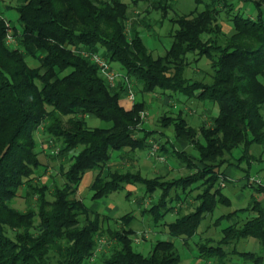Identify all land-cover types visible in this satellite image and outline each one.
<instances>
[{"label":"trees","instance_id":"16d2710c","mask_svg":"<svg viewBox=\"0 0 264 264\" xmlns=\"http://www.w3.org/2000/svg\"><path fill=\"white\" fill-rule=\"evenodd\" d=\"M153 1L162 8L163 0ZM193 1V12L172 20L178 27L169 34L171 46L157 58L142 37L140 28L151 31L143 21L131 27V38L127 36L130 7L122 0H18L20 28L2 16L0 8V264H84L94 258L104 234L113 244L109 254L103 255V264H181L173 242L157 241L147 257L135 250L132 213L116 221L120 230L103 232L101 215L78 198L80 184L92 171L98 172L91 186L93 201L127 186L143 187L149 196L161 191L157 203L142 211L155 226L173 212L168 203H181L182 196L192 197L199 187L201 193L192 197L197 204L193 211H179L176 221L166 225L172 238L190 240L218 207H231L220 181H232L220 169L225 165L240 168L245 162L251 166L256 159L252 148L264 146V0ZM202 6L204 11L198 13ZM246 6L254 7L252 14ZM222 14L239 39L227 46L218 38ZM8 31L16 40L15 49L5 44ZM203 36L210 37L207 45ZM83 52L120 64L143 93L160 91L168 98L196 99L218 109L211 124L202 123L199 128L191 126L182 112L177 118H161L165 129L173 128L183 149L166 142L159 156L180 161L187 176L149 179L141 172L117 170L103 177L113 153L151 149L155 132L142 129L144 137L133 138L146 105L136 102L129 111L123 108L126 83L111 88ZM189 55L197 56L196 63L207 59L214 73L212 83L186 78ZM27 60L37 67H30ZM87 117L110 127L89 128ZM41 130L58 146L51 158L62 161L59 170L64 182L53 188L42 184L37 175L43 167L36 139ZM188 146L197 157L184 150ZM239 149L242 156L235 164L225 160ZM120 159L124 160L123 154ZM245 178L246 187L264 196L263 186L248 183V175ZM22 190L28 203L25 213L12 207ZM240 211L257 217L223 229L217 242L207 239L198 244L199 259L205 264L213 260L215 264H249V260L264 264V255L236 248L241 241L254 239L264 251V208L253 201L250 209ZM224 219L221 216L216 222ZM235 256L240 263L233 261Z\"/></svg>","mask_w":264,"mask_h":264},{"label":"rangeland","instance_id":"374dc122","mask_svg":"<svg viewBox=\"0 0 264 264\" xmlns=\"http://www.w3.org/2000/svg\"><path fill=\"white\" fill-rule=\"evenodd\" d=\"M123 2L129 5L128 12V21H127V36L129 38L132 37V31L130 30L133 25H138L142 21L144 24L148 25L151 28V31H146L140 28L142 31V37L144 38L150 52L153 54L155 58L164 56L166 50L171 46V38H169V34L173 29H177L178 26H174L172 24V20H177L178 18L183 19L185 16L189 15L196 9V4L193 0H163L162 8L158 9V5L154 3L153 0H122ZM6 6H10L14 9L7 10ZM18 6V0H0V8L2 11V16L6 19L10 20L11 24L17 28H20L18 23V13L15 8ZM166 7V8H165ZM253 6H246L245 10H249V13H253ZM166 9V11H165ZM204 11V7L202 6L199 9L198 13H202ZM226 12V9H224ZM248 14V13H247ZM1 18V15H0ZM218 22L222 27L221 34L218 36L219 42L223 46H227L233 42H238L239 39L234 37L235 31L233 29V25L231 21L227 18V15L222 14L219 17ZM175 27V28H174ZM13 36V33L10 31L7 32L5 37V44L10 49H15L16 40L13 44L9 41L8 37ZM210 37L203 36L202 41L203 44H208ZM214 39V38H212ZM214 44V43H213ZM101 54L104 52L101 49ZM214 56H218L216 51H213ZM196 55H189L187 60L190 62V65L186 71V78L192 81H204L205 83H212V77L214 75L210 63L207 59L203 58L200 62L196 63L194 60L196 59ZM27 63L30 67L35 68L37 64L32 60H27ZM112 69L124 75V71L122 70V66L118 63L111 64ZM101 77V76H100ZM102 78V77H101ZM264 83V80L261 79ZM124 81H121L122 84ZM132 89L136 97V102L144 103L145 107V119L140 120V124L134 128V139H138L144 137V134L141 130L144 129L146 131H154L155 133L150 137V140L155 137H159V132L161 135L166 137V134H171L174 137L173 128L165 129L162 126L161 118L165 115L170 117L177 118L179 117V113H184V117L189 122L191 126L199 128L202 123L211 124L212 117L218 116V109L212 107L209 104H203L198 102L196 99L186 100L185 98L173 97L168 98V95L162 94L160 91L156 93H143L141 86L134 80L131 81ZM125 100L128 101L127 96ZM67 120V118L65 119ZM87 124L89 128H108L110 127L108 124L98 120L97 118L87 117ZM36 139L38 141V153L40 155V160L43 164V167L39 170L37 175L40 178V182L42 184L47 185L48 187L53 188L54 185L60 186L64 181L60 175V164L62 161L52 159L51 157H55L58 153V149L56 145L51 144L47 135L43 133V131H39L36 135ZM174 140V138H173ZM153 144L158 145L160 147L164 144V139L161 137L152 141ZM188 154H194L192 146H188ZM150 150L147 149L145 151L132 152V150H126L123 152L124 160L121 161L120 165L116 162V164L110 165V167L105 168L102 173L103 177L107 176V173L119 171H127L132 170L133 172H141L144 176L148 178H153V171L158 172L155 176H164L166 180H172L176 177H185L189 173L183 167L180 161H175L171 157L162 156L164 161H158L156 158H152L150 156ZM252 154L257 157L262 158L261 162H256L253 165L249 166L246 162L241 164L240 169H232L236 175L235 178H242L236 183L227 184L226 188L223 187V192L231 199L232 206L231 207H218L215 217L211 219V217H207L204 222H202L200 229L196 236L191 238L188 241H184V239L172 238L167 230L166 225L171 224L176 221L179 217V211L183 214H188L193 211L195 205V201L192 197L186 198L182 196L181 203H168L169 207H174L172 213L168 214L166 218L161 221L158 227H153V223L150 217L146 215H142V209H144L149 201H152V205L149 206L151 208L154 204L157 203L159 197L161 195V191H157L153 196L146 195L143 187H137L138 192H134L135 197H131V200L126 198L128 190H124L118 193L111 195L110 197L103 200H92L93 193L87 188V181L89 180V176L93 172L87 173L80 186V190L78 193V198L89 208L92 210H96L105 215H110L114 212L116 218L123 217L127 214H133L136 217V221L133 224V229L137 232L135 236V244L134 248L137 252L143 254L144 256H149L153 250L154 245L157 241H167L173 242L175 244L178 255L181 258V264H205L204 261L199 259V251L197 248L198 244H204L208 241L207 239H212L214 242L219 241V233L229 227L230 225L240 224L243 225L246 221L251 218L257 217L254 212H237L236 216L233 218H228L234 212L244 209L249 206L251 203L252 197L256 196L255 191L249 187H243L244 181L243 177L246 174H250L252 178L249 179L248 183L258 185V182H263L264 184V146L262 147H253ZM118 154L114 153V158ZM242 156V151L239 149L234 152L233 158L226 155L225 160L232 162V165L236 163V161ZM161 157V156H160ZM148 159V160H147ZM148 162L150 163L148 166ZM255 160V159H254ZM158 165V166H157ZM157 166V167H156ZM133 168V169H132ZM231 168V167H230ZM155 169V170H154ZM229 168L225 165L221 168V171H226ZM169 171V172H168ZM225 188V189H224ZM198 193H201L197 191ZM196 192V193H197ZM21 195L16 198L12 207L21 213H25L28 211V203L25 200V192L20 191ZM196 193L193 196H196ZM133 196V193H132ZM260 202L264 203V196L259 195ZM194 203V204H193ZM113 210V211H112ZM224 215V220L216 222L218 218ZM210 220L214 223L215 227L211 224ZM85 218L81 220V223L84 224ZM151 226V232L148 233L147 229ZM121 224H117V222H102V230L104 233H108L110 230H120ZM163 233H161V232ZM112 241L108 235L104 234L103 237L100 238L99 250L96 252L94 258L92 260L86 261L84 264H103V255L109 254L112 248ZM238 252H251L257 255H264V251L259 245V243L254 239H248L241 241L236 246ZM232 249V248H231ZM239 258L237 256L234 257V262L238 263ZM216 260L210 261L208 264H215ZM247 263L253 264L252 261H248Z\"/></svg>","mask_w":264,"mask_h":264},{"label":"crops","instance_id":"0c3cea01","mask_svg":"<svg viewBox=\"0 0 264 264\" xmlns=\"http://www.w3.org/2000/svg\"><path fill=\"white\" fill-rule=\"evenodd\" d=\"M167 51V50H166ZM167 96V95H166ZM121 106L123 107V108H125L127 111H129V110H131L132 109V107H133V105L129 102V101H127V100H125V98L121 101ZM94 118V117H93ZM149 132H154V131H149ZM162 132V131H161ZM161 132H159V137H155V136H153V138L150 140V142L151 143H153L152 141H154V140H156V139H159L160 137L162 138V139H164V142L166 143V142H169L171 145H174L175 144V147H176V149H178V150H182L183 149V146L180 144V143H178L176 140H175V137H172V135L171 134H166V137L165 136H163V135H161ZM173 138H174V140H173ZM188 147H186L184 150L185 151H188ZM193 152L195 153V155L194 154H191L192 156H195V157H197L198 156V154H197V152L196 151H194L193 150ZM114 154V153H113ZM113 154H112V164L114 165V164H116V162L120 165V163H121V159H120V157H121V155L122 154H120V153H116V154H118L115 158H114V156H113ZM166 157H168V156H166ZM148 160V159H147ZM175 160V159H174ZM175 161H178V160H175ZM262 161V158H261V156L260 157H257V159H255L253 162H252V164L251 165H253L254 163H258V162H261ZM150 162V161H149ZM148 162V164L147 165H143L142 164V160H141V164H142V166H148L149 167V165H150V163ZM158 166V165H157ZM156 166V167H157ZM184 167V166H183ZM185 168V167H184ZM133 169V168H132ZM186 169V168H185ZM232 169H234V170H236V169H240V168H237L236 166H232L231 168H229L228 170H226V175H227V177L232 181V183H236V181H239L240 179H242V178H235V179H233L234 178V176L236 175L233 171H231ZM155 170V169H154ZM187 170V169H186ZM93 173H91L90 174V176H89V180L87 181V188H89L90 189V191H91V186H92V184H93V182H94V180H95V178H96V176L98 175V172L97 171H92ZM169 172V171H168ZM156 173H158V172H154L153 171V178H149V179H154V178H157V177H163L164 178V176H161V175H159V176H155L156 175ZM155 174V175H154ZM246 175H248L250 178H252L251 177V175L250 174H246ZM246 175L243 177V181H244V184H242V185H244L243 187H246V185H247V179L245 178L246 177ZM146 177V176H145ZM180 177V176H179ZM148 178V177H147ZM176 178H178V177H176ZM83 181H84V179H83ZM82 181V182H83ZM231 183V184H232ZM258 183H260V185L261 186H263L264 187V184H263V182H258ZM82 184V183H81ZM81 184H80V186H81ZM254 185V184H253ZM80 186H79V190H80ZM196 188V187H195ZM226 188V187H225ZM224 188V189H225ZM247 188V187H246ZM249 188H251V186L249 187ZM198 189H199V187L197 188V191H198ZM126 190H128V192H130V193H133V196H132V194H131V197H135V195L136 194H134V192H138V189H137V187H135V186H127V188H126ZM131 190H134V192L133 191H131ZM196 191V192H197ZM127 192V193H128ZM195 192V193H196ZM78 193H79V191H78ZM224 193V192H223ZM199 193L197 192L196 193V196L198 195ZM224 195H225V197H227L228 199H229V201H230V203H231V206H232V201H231V199L224 193ZM195 196V197H196ZM192 197H194V196H192ZM126 198L128 199V200H131V198L130 197H127V195H126ZM253 201H256V202H259L261 205H262V207L264 208V203H262V202H260V200H259V195H257L256 194V196H253L252 197V200H251V203L249 204V206L248 207H246V208H244V210H248V209H250L251 208V205H252V202ZM195 203V205H197L196 204V202H194ZM193 203V204H194ZM153 203H152V201H149V204L144 208V209H149V206L150 205H152ZM229 208V207H228ZM144 209H142V211L144 210ZM92 212H94V213H98L99 215H101V217H102V219H103V221H109V222H112V221H114V222H116V221H119V219H121V217L120 218H116V216H115V214H114V212L112 213V214H110L109 216L108 215H105V214H102L101 212H98V211H96V210H92V209H90ZM241 210V209H240ZM240 210H238V211H240ZM113 211V210H112ZM217 211V210H216ZM216 213V212H215ZM142 215H145V214H142ZM146 216H148V215H146ZM224 216V215H223ZM149 217V216H148ZM208 217H211V219L212 218H214L215 217V214L214 215H210V216H208ZM234 217V216H233ZM232 217V218H233ZM152 220V219H151ZM213 220V219H212ZM136 221V220H135ZM217 221V220H216ZM244 221H246V220H244ZM152 223H153V227H158V225L157 226H155L154 225V222L152 221ZM210 225L212 224L214 227H215V225H214V223L210 220ZM134 224V223H133ZM133 224H132V229H133ZM152 228H151V226H150V228H148L147 229V231H148V233H150L152 230H151ZM138 232V231H137ZM161 232V231H160ZM161 233H163V232H161ZM221 236H222V231L219 233V237L221 238ZM210 240V239H209ZM212 240V239H211ZM170 242V241H169ZM238 263H240V261L238 262Z\"/></svg>","mask_w":264,"mask_h":264},{"label":"built area","instance_id":"2783aa9c","mask_svg":"<svg viewBox=\"0 0 264 264\" xmlns=\"http://www.w3.org/2000/svg\"><path fill=\"white\" fill-rule=\"evenodd\" d=\"M8 39L13 44L15 43V39L13 38V36L8 37ZM83 56L89 58L94 64H96L98 66L102 77L106 80L107 84L111 88L117 87L118 85H120L121 81H124L126 83L127 89H128V93H127L128 101L132 105H134L136 103V101H135L136 97H135V94H134L133 89H132V83L128 79V77L125 76V74L121 75V74L115 72L112 69L111 64L108 61H106L101 55H95V54L83 52ZM141 119H145V113L141 114ZM159 150H160V147H158V145L152 143V148L150 150V156L152 158H155V159L157 158L158 161H164V159L159 156ZM225 182L226 181L223 178H221L220 186L225 187L226 186ZM257 184L260 185V183H257Z\"/></svg>","mask_w":264,"mask_h":264}]
</instances>
